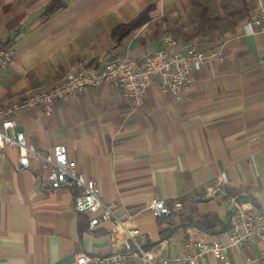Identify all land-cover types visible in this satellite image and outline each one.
<instances>
[{
	"label": "crops",
	"instance_id": "1",
	"mask_svg": "<svg viewBox=\"0 0 264 264\" xmlns=\"http://www.w3.org/2000/svg\"><path fill=\"white\" fill-rule=\"evenodd\" d=\"M257 4L0 0V39L15 48L1 70L0 107L50 89L80 65L98 70L125 55L144 57L167 36L197 45L208 58L179 93L154 77L135 106L110 83L87 87L50 113H17L12 131H24L43 152L67 144L79 170L97 180L101 199L131 215L127 224L141 229L155 255L182 254L193 240L227 242L235 216L264 213V34L243 31ZM79 194L72 183L54 187L39 161L22 167L18 147L0 148V264H78L81 253L120 250L124 234L110 233L108 221L89 229L101 210L78 212ZM154 199L183 208L156 216ZM207 215L215 221L208 229L197 222ZM259 251L252 243L213 250L205 264H248Z\"/></svg>",
	"mask_w": 264,
	"mask_h": 264
},
{
	"label": "built area",
	"instance_id": "2",
	"mask_svg": "<svg viewBox=\"0 0 264 264\" xmlns=\"http://www.w3.org/2000/svg\"><path fill=\"white\" fill-rule=\"evenodd\" d=\"M243 31L264 34L263 0H258L256 11L243 25ZM165 42L162 49L144 57L125 55L105 62L98 70L80 65L50 89L29 91L23 98L0 107V148L18 147L22 167H30L32 160L39 161L44 168L49 169V179L54 187L71 183L76 185L80 189L75 201L76 210L80 213L101 210L99 215L91 219L89 229L108 221L111 224L110 233L121 231L124 234V242L117 252L108 256L81 253L77 256L78 264H205L210 251L226 253L230 249L242 250L246 244L251 243L257 244L260 251L252 255L248 264H264V213L247 211L235 216L229 227L227 242L220 239L213 242L193 240L182 254L172 257L155 255L143 245L141 229L127 224L131 215L121 217L116 212L115 203L101 199L97 180L79 170L77 161L69 156L67 144L58 143L51 150L43 152L29 142L24 131H12L16 126L17 113L36 108L50 113L56 101L76 95L87 87L110 83L119 87L135 106L143 102L154 77H158L164 89L179 93L208 56L197 45L182 46L172 36H167ZM14 53L15 48L0 39V77L1 70L11 62ZM151 208L156 216L170 215L175 209L181 210L183 202L176 201L174 206H170L165 199H154Z\"/></svg>",
	"mask_w": 264,
	"mask_h": 264
},
{
	"label": "trees",
	"instance_id": "3",
	"mask_svg": "<svg viewBox=\"0 0 264 264\" xmlns=\"http://www.w3.org/2000/svg\"><path fill=\"white\" fill-rule=\"evenodd\" d=\"M145 14H146V11H145L143 14H141V16L139 17V19H142L143 16H144ZM136 25H137V23L124 26V28H125V33H126L128 30L134 28ZM197 222H198V224H200L201 226H202V225H203V226H207V229H208V228H210V227H212V226L214 225V222H215V221H214V219H213L212 217H210L209 215H207V216L204 217L202 220H199V221H197ZM210 225H212V226H210ZM208 226H209V227H208Z\"/></svg>",
	"mask_w": 264,
	"mask_h": 264
},
{
	"label": "water",
	"instance_id": "4",
	"mask_svg": "<svg viewBox=\"0 0 264 264\" xmlns=\"http://www.w3.org/2000/svg\"><path fill=\"white\" fill-rule=\"evenodd\" d=\"M200 200H207V198L203 197V198H201Z\"/></svg>",
	"mask_w": 264,
	"mask_h": 264
},
{
	"label": "rangeland",
	"instance_id": "5",
	"mask_svg": "<svg viewBox=\"0 0 264 264\" xmlns=\"http://www.w3.org/2000/svg\"><path fill=\"white\" fill-rule=\"evenodd\" d=\"M229 30H230V29H229ZM174 211H175V213H176V212H179V211H181V210H176V209H175Z\"/></svg>",
	"mask_w": 264,
	"mask_h": 264
}]
</instances>
